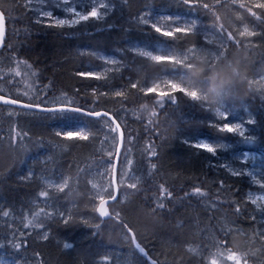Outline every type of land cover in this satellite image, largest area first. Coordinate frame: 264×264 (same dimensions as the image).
<instances>
[{
    "label": "trees",
    "instance_id": "16d2710c",
    "mask_svg": "<svg viewBox=\"0 0 264 264\" xmlns=\"http://www.w3.org/2000/svg\"><path fill=\"white\" fill-rule=\"evenodd\" d=\"M66 5L0 0V83L20 101L65 96L111 114L145 173L110 204L116 219H100L88 175L113 125L0 104V254L149 264L130 231L156 264H264V203L253 199L264 193V0ZM245 136L256 153L242 160Z\"/></svg>",
    "mask_w": 264,
    "mask_h": 264
},
{
    "label": "rangeland",
    "instance_id": "374dc122",
    "mask_svg": "<svg viewBox=\"0 0 264 264\" xmlns=\"http://www.w3.org/2000/svg\"><path fill=\"white\" fill-rule=\"evenodd\" d=\"M62 4V8H69L66 3L67 0H60ZM70 9L77 13V9L70 6ZM49 14V12H46ZM42 90V89H41ZM43 91V90H42ZM0 92L10 95V89L6 84L0 83ZM31 95V96H30ZM30 99L34 100L37 96V92L29 94ZM33 102V101H32ZM41 105H53V104H73V101L65 96H45L40 100ZM221 116H224L226 113L223 112L222 108L217 110ZM248 113V111H246ZM249 118L250 116L247 115ZM102 123L104 125H109V121L106 118L102 119ZM240 128V134L246 133V127L244 125H238ZM246 138L243 140L246 148L240 150V157L242 160L252 157L256 151L253 149L254 141L251 138ZM128 143H126L125 149L124 140L122 144V148L119 154L118 161V173H117V182L120 187V195L119 200H124L126 196L129 194V188L133 187L144 175L145 173V165H143L142 160L140 158L141 154L139 150L136 148V145L132 142L131 137L127 138ZM117 135L115 136L112 130L105 131V140L102 145V152L106 155L107 158L101 159L98 164L89 172L88 175V185L90 187V191L93 196L99 201L102 199L106 193L111 191V168H112V160L114 157L115 149H116ZM199 144L202 146L209 147L210 145L204 141L200 140ZM258 151H264L262 148H259ZM264 153V152H263ZM62 180H49L46 182L47 185L51 187L61 188L64 186ZM254 200H258L264 203V193H258L253 195ZM97 201V202H98ZM113 212V211H112ZM11 219H14L13 214L10 215ZM14 220L19 221V218H15ZM15 231H18V224L14 225ZM0 264H31L27 261L16 260L13 257L5 256L3 253L0 254Z\"/></svg>",
    "mask_w": 264,
    "mask_h": 264
},
{
    "label": "water",
    "instance_id": "95a60500",
    "mask_svg": "<svg viewBox=\"0 0 264 264\" xmlns=\"http://www.w3.org/2000/svg\"><path fill=\"white\" fill-rule=\"evenodd\" d=\"M4 28H5V19L4 14L0 11V47L3 42L4 38ZM0 104L6 105L8 107H15L26 111H40V112H51V111H59V110H66V111H73L79 112L89 117L95 116H103L106 117L109 122L114 126L117 132V144L116 149L112 161V170H111V182H112V195L110 197H105L100 199L95 205V212L100 219L106 218H114V213L110 210L109 204L114 203L117 201L119 197V188L117 184V167L119 161V154L122 147L123 142V131L121 129L120 123L118 122L115 117L105 111H87L81 108H78L72 104H55V105H38L32 104L24 101H20L14 98H11L8 95L0 93ZM129 235L131 236L133 245L135 249L142 254L150 264H156V262L151 259L145 250L137 243L133 234L129 231Z\"/></svg>",
    "mask_w": 264,
    "mask_h": 264
},
{
    "label": "bare ground",
    "instance_id": "6f19581e",
    "mask_svg": "<svg viewBox=\"0 0 264 264\" xmlns=\"http://www.w3.org/2000/svg\"><path fill=\"white\" fill-rule=\"evenodd\" d=\"M117 173H118V170H117V172H116V175H117ZM118 183V182H117ZM109 207H110V204H109ZM110 210H111V208H110ZM114 213V212H113ZM115 216V215H114ZM130 236V235H129ZM130 239H131V236H130ZM131 241H132V239H131ZM133 243V242H132ZM146 252V251H145ZM147 253V252H146ZM142 255V254H141ZM148 255V254H147ZM143 256V255H142ZM149 256V255H148ZM144 257V256H143ZM150 257V256H149ZM145 258V257H144ZM151 258V257H150ZM146 259V258H145ZM147 260V259H146ZM149 263V262H148ZM150 264V263H149Z\"/></svg>",
    "mask_w": 264,
    "mask_h": 264
}]
</instances>
